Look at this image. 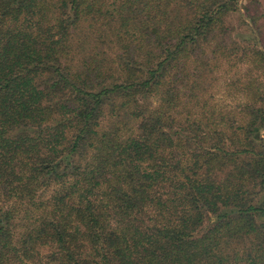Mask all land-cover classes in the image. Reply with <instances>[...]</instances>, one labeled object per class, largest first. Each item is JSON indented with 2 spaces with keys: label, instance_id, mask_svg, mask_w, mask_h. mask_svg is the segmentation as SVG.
Returning <instances> with one entry per match:
<instances>
[{
  "label": "trees",
  "instance_id": "trees-1",
  "mask_svg": "<svg viewBox=\"0 0 264 264\" xmlns=\"http://www.w3.org/2000/svg\"><path fill=\"white\" fill-rule=\"evenodd\" d=\"M0 264H264V0H0Z\"/></svg>",
  "mask_w": 264,
  "mask_h": 264
}]
</instances>
